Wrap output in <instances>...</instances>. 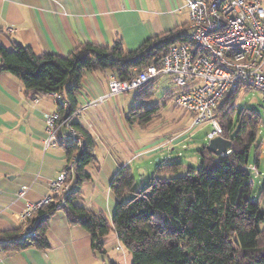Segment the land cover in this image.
Listing matches in <instances>:
<instances>
[{
	"label": "trees",
	"instance_id": "1",
	"mask_svg": "<svg viewBox=\"0 0 264 264\" xmlns=\"http://www.w3.org/2000/svg\"><path fill=\"white\" fill-rule=\"evenodd\" d=\"M187 31L188 25L164 32L133 51L126 50L121 40L106 47L86 42L66 57L37 56L29 46L21 44H14L11 50L0 46V73L18 79L24 93L32 98L48 93L61 95L63 103L55 111L56 123H60L78 110L77 93L85 73L110 71L116 80H128L148 66L159 65L164 50L184 42ZM155 89L156 80L137 90L126 116L129 125L146 128L158 115L160 106L144 104ZM177 92L178 89L168 95ZM236 95L227 96L214 111L221 127L220 137L232 142L231 151L215 156L203 148L197 169L181 163L160 164L148 184L138 191L133 190L132 169L120 167L110 183L116 201L111 221L73 203L81 185L91 180L86 168L95 161V143L87 132L71 122L80 138L63 146L66 163L62 171L66 172L73 191L62 211L70 225L89 234L95 254L105 257L104 240L114 232L120 246L130 254L131 264H264V208L260 204L264 183L255 198L252 170L247 167L260 116L252 110H233ZM254 148L253 166L257 170L260 153L258 145ZM184 168L185 173H178ZM126 196L129 198L125 199ZM58 201L59 197L53 196L50 203L26 219L34 228L25 244L7 248H48L47 222L58 211ZM21 230L3 232L0 236L13 239ZM107 263L118 264L111 260Z\"/></svg>",
	"mask_w": 264,
	"mask_h": 264
},
{
	"label": "crops",
	"instance_id": "2",
	"mask_svg": "<svg viewBox=\"0 0 264 264\" xmlns=\"http://www.w3.org/2000/svg\"><path fill=\"white\" fill-rule=\"evenodd\" d=\"M260 1L264 4V0ZM186 2L0 0V46L11 50L14 44H21L29 46L37 56L56 54L66 57L82 43L106 47L121 40L126 50L133 51L151 37L186 28ZM8 28L14 32L7 33ZM112 77L110 71L96 70L84 74L77 93L79 112L72 118V122L87 132L95 143V161L86 168L91 180L81 185L80 194L73 203L103 214L108 221L112 220L116 209L110 183L119 168L129 166L132 169L135 160L151 161L159 153L174 149L183 144L186 134L193 128L192 117L185 111L184 126L174 129L173 136L162 135L160 125H149L147 129L129 125L121 94L90 103L107 93V83ZM160 78L156 80L155 92ZM170 83L172 88H164L163 95L173 102L174 95L170 97L168 93L177 88L172 79ZM134 93L136 95L137 91ZM57 105L54 94L32 98L24 93L18 79L8 73H0V233L20 230L23 226L21 215L27 203L49 197L50 182L62 172L66 163L63 145L57 143L45 147L43 143L46 137L45 115L54 113ZM188 121L190 124L185 126ZM207 127L210 125L204 123L200 129ZM67 132L66 128L61 129L60 137ZM258 150L257 170L250 162V156L247 167L262 176V144L258 145ZM136 168L142 172L140 166ZM185 172L184 168L178 173ZM22 188L26 189L25 193L18 197ZM260 204L264 208V197ZM47 224L48 248L0 247V264H108V260L121 264L110 245V240L118 242L114 232L105 238L106 255L101 257L93 252L89 234L79 226L70 225L63 211L53 213Z\"/></svg>",
	"mask_w": 264,
	"mask_h": 264
},
{
	"label": "built area",
	"instance_id": "3",
	"mask_svg": "<svg viewBox=\"0 0 264 264\" xmlns=\"http://www.w3.org/2000/svg\"><path fill=\"white\" fill-rule=\"evenodd\" d=\"M188 33L184 42L169 45L159 65H151L128 80L109 79L105 98L134 92L160 77H170L178 92L174 104L192 115L193 125L209 124L207 138L221 135V127L214 111L227 96L240 91L256 90L264 97V4L260 0H187ZM7 33L14 29H6ZM58 104L62 97L54 94ZM89 103V104H90ZM75 111L60 123L54 112L45 115L44 146L79 141L80 134L71 126ZM68 132L58 138L60 130ZM74 160V159H72ZM50 196L36 203H27L21 215V234L13 239L0 236V247L19 246L27 242L34 226L26 221L33 212L59 197L56 209L62 207L73 191L65 171L50 182ZM22 188L17 196L25 193ZM117 251H121L116 246Z\"/></svg>",
	"mask_w": 264,
	"mask_h": 264
},
{
	"label": "rangeland",
	"instance_id": "4",
	"mask_svg": "<svg viewBox=\"0 0 264 264\" xmlns=\"http://www.w3.org/2000/svg\"><path fill=\"white\" fill-rule=\"evenodd\" d=\"M170 82V77L160 78L155 95L145 103L147 106H153L155 104H160L162 106L158 112V115L152 120L149 125L150 127H154L157 125L162 126L160 132L166 137L173 136L174 129L178 130L180 127L183 128L186 118L184 110L176 106L173 102H171V100L165 99L163 95L164 88L173 86ZM134 96V92L124 93L120 95L126 115H128L130 107L134 104ZM164 105L166 106L163 107ZM232 107L234 108L233 110L236 111L252 110L260 116L259 130L255 145L262 144L264 148V97L262 96V94L256 90L240 91L239 93H237L234 101L232 102ZM190 116L192 117L193 125L194 117L192 115ZM185 124V126H187L190 124V122L188 121ZM203 124L204 123H200L195 126L191 125V127L193 128H191L189 133L186 134L187 138L185 139V141H183V144L178 145L174 149H168L163 151V153H159L157 156L152 158L151 161L146 160L142 162V160H135L132 165V173L133 177L135 178V186L133 190H141L148 184L149 180L155 174V164L160 165L181 163L185 167L187 166L193 169H197L199 167L201 159L200 151H202V149L205 148L208 144L206 133L212 129L211 126L204 129H200V126L202 127ZM134 129L138 128L134 127ZM254 146L252 147L250 153V162L252 164L254 163ZM138 166L141 167L142 172H139L137 170L136 167ZM251 181L253 183V193L258 195L264 183V173H262V176H259L258 173H255V171L252 170ZM129 196H126L125 199H128ZM110 245L113 246L112 253L115 258H117L118 262H120L121 264H131L130 254L123 247H121L118 242H116L114 239L110 240ZM116 246H119L121 248V252L115 250Z\"/></svg>",
	"mask_w": 264,
	"mask_h": 264
},
{
	"label": "water",
	"instance_id": "5",
	"mask_svg": "<svg viewBox=\"0 0 264 264\" xmlns=\"http://www.w3.org/2000/svg\"><path fill=\"white\" fill-rule=\"evenodd\" d=\"M205 148L215 156H223L231 151L232 142L230 140H226L220 136H217L209 139L208 144Z\"/></svg>",
	"mask_w": 264,
	"mask_h": 264
}]
</instances>
